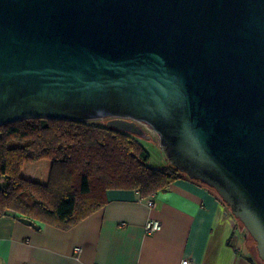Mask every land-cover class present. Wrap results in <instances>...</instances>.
<instances>
[{
	"label": "water",
	"instance_id": "1",
	"mask_svg": "<svg viewBox=\"0 0 264 264\" xmlns=\"http://www.w3.org/2000/svg\"><path fill=\"white\" fill-rule=\"evenodd\" d=\"M32 118L149 126L264 261V0H0V126Z\"/></svg>",
	"mask_w": 264,
	"mask_h": 264
},
{
	"label": "crops",
	"instance_id": "2",
	"mask_svg": "<svg viewBox=\"0 0 264 264\" xmlns=\"http://www.w3.org/2000/svg\"><path fill=\"white\" fill-rule=\"evenodd\" d=\"M14 215L0 217V264H182L185 257L198 264H264L218 192L188 178L148 197L111 188L104 206L68 229L35 221L36 229ZM150 220L161 229L147 232Z\"/></svg>",
	"mask_w": 264,
	"mask_h": 264
},
{
	"label": "trees",
	"instance_id": "3",
	"mask_svg": "<svg viewBox=\"0 0 264 264\" xmlns=\"http://www.w3.org/2000/svg\"><path fill=\"white\" fill-rule=\"evenodd\" d=\"M42 159L50 161L47 183L22 175L27 162ZM150 162L139 136L97 120L32 118L1 125L0 217L12 210L17 219L68 229L104 206L111 188L148 197L180 178L192 179L172 163L157 168Z\"/></svg>",
	"mask_w": 264,
	"mask_h": 264
},
{
	"label": "rangeland",
	"instance_id": "4",
	"mask_svg": "<svg viewBox=\"0 0 264 264\" xmlns=\"http://www.w3.org/2000/svg\"><path fill=\"white\" fill-rule=\"evenodd\" d=\"M108 118L105 119H97V122L99 124H105L107 123ZM144 128L149 134V138L139 137L143 144L149 149L151 153V165L157 168L165 167L169 164H171L170 160L168 159L166 153L162 149L160 145V138L159 135L151 129L149 126L144 125ZM50 161L48 159H42L35 162H27L24 166V169L22 170V175L25 176V174L32 175L34 177V180L47 183L50 176ZM239 226L242 227L243 232H247L248 236V243L249 246H251V251L255 254V256L260 257L258 250H257V243L256 241L251 237V235L248 233L245 225L238 219Z\"/></svg>",
	"mask_w": 264,
	"mask_h": 264
},
{
	"label": "built area",
	"instance_id": "5",
	"mask_svg": "<svg viewBox=\"0 0 264 264\" xmlns=\"http://www.w3.org/2000/svg\"><path fill=\"white\" fill-rule=\"evenodd\" d=\"M149 204L153 206L154 201L152 199L149 200ZM161 227H162V224L159 220H150L146 225V231L151 233V232L161 229ZM76 251L79 252L80 247H76ZM182 264H198V263L192 258L185 257L182 261Z\"/></svg>",
	"mask_w": 264,
	"mask_h": 264
}]
</instances>
